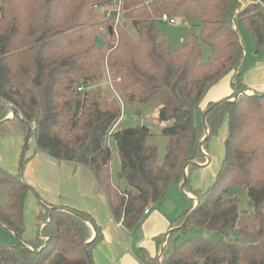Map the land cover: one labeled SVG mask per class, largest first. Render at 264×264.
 Listing matches in <instances>:
<instances>
[{
    "label": "trees",
    "instance_id": "trees-1",
    "mask_svg": "<svg viewBox=\"0 0 264 264\" xmlns=\"http://www.w3.org/2000/svg\"><path fill=\"white\" fill-rule=\"evenodd\" d=\"M112 1L0 0V121L11 104L19 112L12 120H20L25 136L17 172L0 166V187L7 194L0 203V226L17 239L12 247L0 245V264H94L91 248L102 238L89 214L49 205L24 180L31 124L35 150L87 168L113 219L125 229H132L169 187L181 184L186 170L184 191L198 201L171 220L170 229L181 227L167 236L160 263L141 248L143 261L264 264V96L242 93L232 102L223 98L199 105L226 76L234 94L247 88L240 70L244 49L231 19L237 17L263 46L264 0L242 9L238 0H122L117 22L102 11ZM162 14L194 21L174 51L156 24ZM95 37L103 39V47ZM202 44L210 48L205 61ZM125 104L155 105L158 120L169 123L161 163L147 128L115 130ZM197 113L209 128L206 138ZM225 118L220 168L206 190L193 189L189 173L198 166L190 162H204L201 147L205 150ZM110 137L119 176L127 183L123 189L112 180ZM30 191L44 211L36 216L37 234L24 240L23 208ZM241 198L248 208L242 209ZM197 230L216 238L193 233ZM162 239L155 238L158 249Z\"/></svg>",
    "mask_w": 264,
    "mask_h": 264
},
{
    "label": "crops",
    "instance_id": "crops-1",
    "mask_svg": "<svg viewBox=\"0 0 264 264\" xmlns=\"http://www.w3.org/2000/svg\"><path fill=\"white\" fill-rule=\"evenodd\" d=\"M262 64L264 65V63ZM262 77L259 76L260 79ZM223 79L207 91L199 104L200 107L206 105L208 102L226 98L232 93L230 76L225 77V89L224 84H222ZM242 83L249 90H264V80L262 82L254 80L252 84ZM225 121L227 122L226 118ZM225 121L223 122L225 123ZM118 125H121V120L118 122L115 130L120 129ZM142 127L147 128L149 132L151 131L147 125H142ZM126 131L130 132L133 130ZM10 141L18 149L22 137H11ZM31 143V146H29L25 153V156H31V158L27 162L23 172L24 180L37 189L42 199L49 205H63L83 211L91 216L102 234L101 240L93 246V250L91 251L94 264H147L148 262L143 261L140 257L141 248L145 249L150 256H158L161 245L164 242L163 239L170 229L171 220L182 213L176 214L185 205L184 199L176 197V202L172 203L170 196L167 195L170 194L168 192L173 188V185L162 196V198L170 200V206H166L165 209L162 208V205H159L161 198L156 204L152 205L151 210L146 208L147 213L143 212L139 222L132 229H125L123 225L118 226V221L113 219L103 191L87 168L73 161H57L43 152L36 151L34 139H32ZM2 151L4 150L0 149V152ZM205 155L206 164L203 163L198 166L202 169L208 168L210 165L207 159L208 156L207 154ZM0 166L7 168L13 173L18 170V166L15 163H10L7 156L3 153H0ZM176 186L181 187V184ZM184 195L187 201L190 200L193 203V200H195V197L190 192L184 191ZM172 200L175 199L173 198ZM189 206H185V210ZM41 211L43 210L39 206H36L34 197L28 193L24 202L23 218L25 219L26 215L29 218L33 214L32 219L35 220V215ZM94 234L93 230L92 236ZM29 235L30 231L27 237ZM162 235L163 239L158 249L155 238Z\"/></svg>",
    "mask_w": 264,
    "mask_h": 264
},
{
    "label": "rangeland",
    "instance_id": "rangeland-1",
    "mask_svg": "<svg viewBox=\"0 0 264 264\" xmlns=\"http://www.w3.org/2000/svg\"><path fill=\"white\" fill-rule=\"evenodd\" d=\"M247 4L248 3L245 2L244 6L241 5L240 6L241 9L246 7ZM175 19H176L175 24H169L166 22H162L160 20H157L156 22L159 30L162 33H164L166 36L167 47L170 51H174L180 45L181 41L185 37V34L188 32V30L195 27L194 24H192V22H194L192 20H188L183 17H177ZM231 20H232V24L234 28L238 30V33L240 35L241 42L243 45V49H244V56H243L241 66H240V70L242 73L241 80L245 84H252L254 80L262 82V80H264V65L262 64L264 63V45L258 47L255 44L253 35L247 30V28L244 25H242V23L238 20L237 17H234ZM127 27L129 31L135 34L134 29L129 23H127ZM201 46H202V56L200 60L205 61L207 57L210 55V48L206 44H202ZM259 76L260 77L263 76V77L260 79ZM106 80L108 81L109 78H106ZM107 81H105L104 83L105 85L107 84L106 83ZM222 84H224V89H225V77L223 79ZM263 91L264 90H259V91L249 90L246 88L243 94L245 95H250L253 93L260 94ZM231 92L232 93L229 95V97H226V98H229L228 100H233L235 96L234 91L232 89H231ZM211 102H216V101H211ZM209 103L210 102H208L207 104ZM204 106L205 105L201 106V108H203ZM156 112H157L156 106L152 104L150 105L149 104H142V105L141 104H125L122 106L121 125H118V127L124 130H130V129L134 130L137 127H140L142 125H147L148 127H150L151 131L149 133L147 140L149 143L157 146V149H158L157 162L161 163L164 159L165 143H166V136H164L163 133L165 129L168 127L169 123L158 122L159 120L157 118ZM9 114L10 112L8 110L7 114L5 115V118L9 120L10 122L7 124L0 125V139H1L0 149L4 150L0 153L5 154V156H7L10 163L12 164L15 163V165L18 166L21 148H22L21 145L22 144L24 145L25 136L20 129V122H19L20 120L18 118H16L15 120H12L15 116L13 114L9 118H7ZM195 120L202 121V115H200V113H197L195 115ZM8 128H10L11 131H9ZM206 134H207V131H206ZM227 134H228V125H227V122L225 121V123L223 122V124L219 128L217 134L215 136H212L209 139L208 143L206 144L205 150L203 149V147H201V152L204 156L203 163L206 164L205 154H207L208 156L207 159L209 160L210 165L208 168H205V169H202L201 167H198V168L195 167L189 173V181L193 189L204 191L213 183L214 178L220 168V164L224 156V145H225V139L227 137ZM18 136L22 137V141H21L19 148L16 149L15 145L14 146L12 145L10 138L18 137ZM32 139L33 137L31 133L27 139L28 148L32 144L31 143ZM108 143H109V146L112 152L111 164H110L112 180L116 186L123 189L127 187V183L123 177H119V171H120L121 166H120V161L118 158L117 148H116L114 139L110 137L108 140ZM5 169L8 170L7 168ZM16 172L17 171H15V173ZM185 173L187 174L186 170H185ZM172 187L173 188L170 189V192H168L170 194H167L170 196L172 203L176 202L177 198L184 199L183 200L185 204L184 207H182V209L178 211V213H176L177 215H179L181 212L185 210V206L188 207L192 202H190V200L187 201V198L184 195V193L180 191V187H177L176 184H174ZM34 190L40 196L41 200H43L42 196L37 191V189L34 188ZM28 193L34 197L36 206H39L44 211V208L41 205V203H39V199L37 198L35 193L32 191ZM171 195L175 200H172L173 198L171 197ZM6 198H7L6 188L2 186L0 187V203L5 202ZM197 201L198 200L195 197V200H193V204L195 205ZM159 205H162V208L165 209L166 206L171 205V202L170 200H167V198H162L160 200ZM241 207L242 209L248 208L247 202L244 201L243 198H241ZM151 208H152V205L147 207V209L149 210H151ZM37 215L38 214L35 215V220L32 219L33 214L29 218H27V215H26V218L24 219V231L22 234V238H24V240L25 239L29 240L33 238L32 236L36 235V231H37L36 224L38 223V220L36 218ZM29 231H30V235L29 237H27ZM193 233H200V234L202 233L204 236L209 237L211 239L216 238V235L209 231L201 232L197 230V231H193ZM16 242H17L16 237L11 232H9L8 230L0 226V245L12 247L16 244ZM92 250H93V247L91 248V251ZM156 261L157 263H159L158 256H157Z\"/></svg>",
    "mask_w": 264,
    "mask_h": 264
},
{
    "label": "built area",
    "instance_id": "built-area-1",
    "mask_svg": "<svg viewBox=\"0 0 264 264\" xmlns=\"http://www.w3.org/2000/svg\"><path fill=\"white\" fill-rule=\"evenodd\" d=\"M238 1H239L240 5L244 6L245 2L247 3V2L254 1V0H238ZM102 11H103V13L105 14V16L107 18H112V19H114L115 22H117L120 19L121 15H122V0H113L109 5L104 6ZM160 21L166 22V23H169V24H175L176 23V19L175 18L169 17L166 14H162L161 15ZM77 89L81 90L82 86L78 87ZM1 103H3L2 100H0V104ZM7 107H8V110L10 112V114L7 116V118H9L13 114L12 110H11L12 105L11 104H7ZM17 114L19 115V112H17ZM121 116H122V114H121ZM34 127H35L34 124L30 125V131L32 133V137H33ZM144 212L147 213V209H145ZM117 225L118 226H122V222L118 221ZM158 261H160V259H158Z\"/></svg>",
    "mask_w": 264,
    "mask_h": 264
},
{
    "label": "water",
    "instance_id": "water-1",
    "mask_svg": "<svg viewBox=\"0 0 264 264\" xmlns=\"http://www.w3.org/2000/svg\"><path fill=\"white\" fill-rule=\"evenodd\" d=\"M108 31H109V33L111 34L112 33V28L111 27H108ZM95 44L97 45V47H99V48H101V47H103V45H104V41H103V39L101 38V37H95ZM244 92V90H241V91H239V92H237V93H235V96H234V98H233V100H225V101H223V102H232V101H234L241 93H243ZM260 96H264V91L262 92V93H260L259 94ZM11 110H12V113H13V115H16L17 114V112H18V110L15 108V107H11ZM5 120H7L6 118L4 119V120H2V121H0V123L1 122H3V121H5ZM202 123H204V126H205V128H206V131H207V134L205 135V138L208 136V133H209V129H208V127H207V125L205 124V121H204V115H202ZM203 141H204V139L201 141V144L203 143ZM190 164H192V165H197V166H200L199 164H197V163H195V162H190ZM185 181H186V173H185V169H184V178H183V181H182V183H181V187H180V190H181V192H183L184 193V184H185ZM181 227V225L180 226H178V227H176V229L177 228H180ZM175 230V228H171V229H169L168 231H167V233H166V235H165V237H164V242H163V244L161 245V248H160V251H159V254H158V259H160V256H161V252H162V247H163V245H164V243H165V240H166V238H167V236L171 233V232H173ZM88 257V256H87ZM159 263H160V261H158Z\"/></svg>",
    "mask_w": 264,
    "mask_h": 264
}]
</instances>
